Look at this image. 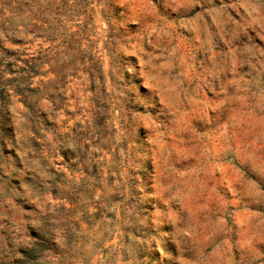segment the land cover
Returning <instances> with one entry per match:
<instances>
[{"label": "rangeland", "instance_id": "rangeland-1", "mask_svg": "<svg viewBox=\"0 0 264 264\" xmlns=\"http://www.w3.org/2000/svg\"><path fill=\"white\" fill-rule=\"evenodd\" d=\"M102 1L99 80L0 86V264H264V0Z\"/></svg>", "mask_w": 264, "mask_h": 264}, {"label": "trees", "instance_id": "trees-1", "mask_svg": "<svg viewBox=\"0 0 264 264\" xmlns=\"http://www.w3.org/2000/svg\"><path fill=\"white\" fill-rule=\"evenodd\" d=\"M99 2L104 6L102 12L114 9L111 2L102 0H0V54L11 58L8 74L12 77H0L3 92L12 90L29 112L35 113L46 97L55 101V93H63L79 72L90 71L92 78L99 80L102 65L98 66L94 21L99 6L94 3ZM22 34L48 47L32 55L7 50L6 44L25 45ZM109 38L108 44H112L113 37ZM49 75L54 79L46 82ZM36 78L41 80L34 88Z\"/></svg>", "mask_w": 264, "mask_h": 264}]
</instances>
